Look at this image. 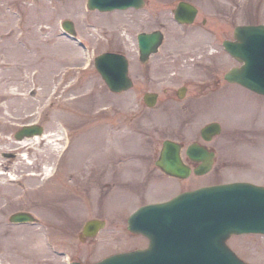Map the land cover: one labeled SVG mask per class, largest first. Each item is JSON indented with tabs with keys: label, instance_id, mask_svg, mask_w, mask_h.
<instances>
[{
	"label": "rangeland",
	"instance_id": "rangeland-1",
	"mask_svg": "<svg viewBox=\"0 0 264 264\" xmlns=\"http://www.w3.org/2000/svg\"><path fill=\"white\" fill-rule=\"evenodd\" d=\"M194 1L199 27L183 32L166 9V36L149 64L153 76L160 78L173 60L192 74L199 49V80L216 73L223 80L222 73L238 61L222 39L232 37L238 23L264 22V0ZM85 2L0 0V264H68L69 256L94 260L145 240L126 226L139 203L220 181L264 184V94L227 82L188 103L193 116L172 106L179 102L136 104L133 87L108 89L93 56L123 50L129 74H136L133 35L140 24H132V17L145 7L137 13L99 12L87 10ZM63 18L74 22L83 46L61 32ZM158 22L155 17L141 26ZM211 119L221 121L222 130L208 142L215 149L209 172L181 179L156 167L163 138L186 145L196 127ZM31 121L41 124L42 134L15 139L13 132ZM3 151L17 153L9 157ZM56 165L58 172L51 174ZM20 208L36 214L37 224L10 221ZM93 216L103 218L104 226L92 238L79 236ZM228 241L248 261L264 264L263 233L231 235Z\"/></svg>",
	"mask_w": 264,
	"mask_h": 264
},
{
	"label": "water",
	"instance_id": "water-1",
	"mask_svg": "<svg viewBox=\"0 0 264 264\" xmlns=\"http://www.w3.org/2000/svg\"><path fill=\"white\" fill-rule=\"evenodd\" d=\"M140 3L141 0H88L89 7L101 10ZM194 13V7L181 1L175 15L178 20L191 21ZM63 26L68 31L75 32L71 20L65 19ZM234 37L236 39L223 40V44L242 63L227 70L225 77L264 93V23L236 25ZM160 40L159 32L142 36L139 40L141 56L145 57L149 51L154 50ZM95 65L112 89L121 90L131 85V79L127 74V60L123 55L114 52L101 53L95 57ZM150 98L148 102L152 104L155 95ZM219 129L218 122L213 121L203 126L201 133L205 138H210ZM41 131L42 127L39 125H24L16 131L15 136L21 138ZM179 149L178 143L164 140L156 163L168 173L186 176L190 168L182 161ZM187 153L192 158L203 160L202 164L194 169L195 172H205L210 168L212 151L190 144ZM168 211L186 212L181 218L186 227H194L196 219H199V264H248L233 253L225 239L232 232H264V185L248 181L204 185L195 190L182 192L168 200L147 203L138 207L129 216L128 228L148 234L146 228L152 221L153 225L167 224ZM31 217L22 211L11 215V219L14 220ZM102 224L103 221L100 219H89L85 222L83 231L92 235ZM153 248L151 245L146 249L113 254L94 264H136L137 260L148 258V252ZM164 248L170 251L171 264L172 258H177V252L173 247ZM139 254L143 255L138 256ZM120 257L123 258L122 261L117 260Z\"/></svg>",
	"mask_w": 264,
	"mask_h": 264
},
{
	"label": "flooded vegetation",
	"instance_id": "flooded-vegetation-1",
	"mask_svg": "<svg viewBox=\"0 0 264 264\" xmlns=\"http://www.w3.org/2000/svg\"><path fill=\"white\" fill-rule=\"evenodd\" d=\"M177 4V2H172V4H166L167 6H171V8H173L175 5ZM144 7H145V11L144 13L138 14V15H134L132 17V24H140V28H138V30L135 31L134 35H133V44H135V48H133L135 50V58H137L138 60V71L136 74L132 75V79H133V88L135 89V102L136 104H143V98L142 95L145 92H150V91H154V90H158L161 92V95L157 96V100L160 99V101L164 104V103H171V102H179L180 110L185 112L188 111L187 113H185L187 116L191 113H193V111L191 109H189L187 107V104L192 102L195 99H199L200 96L203 95H207L209 93H212L216 90H218L225 82H222L219 78V76L217 77V73L216 74H212L209 75V77H207L205 80L204 79H200L199 80V49L197 50L198 53L197 55H195L196 57V61H194L195 63V71L192 74H187L183 71V67L180 66V62L177 60H173V66L172 68H168L166 69L162 76L160 78H158L157 75L153 76L152 71L150 69V61L152 60V55H150L147 59L146 62H142L139 59V56L137 54L138 52V45H137V37H138V31L140 30H148L150 28H145L143 26H141V24L144 25H148L149 22L152 21L153 17L155 15H153L155 12V9L153 7V5H151L149 0H145L144 3ZM136 13H137V9H133ZM133 11V12H134ZM198 13H199V7H198ZM159 19V22L157 24L158 28H160L163 32H165L166 28H165V23L164 19L165 18V13H161L158 14L156 13ZM162 18V19H161ZM169 19V18H168ZM204 21V19H203ZM190 25H195L199 27V18L197 20H195L192 24ZM189 26V25H187ZM131 36H132V32H131ZM164 64L168 63V58L163 59ZM167 68V67H164ZM209 78H211V80L213 81H209ZM178 88H183V97H178ZM201 105V103L199 102V106ZM200 134V132H199ZM199 142L200 143H205L209 148H212L211 145H209L207 143L206 140H204L203 138L201 139V136L199 138ZM190 164H194L195 162L193 161H188ZM34 201H37V188H36V195L34 198ZM37 203V202H36ZM37 207V204H36ZM23 210H26V208H21ZM37 216V215H36ZM143 238H145V240L143 241H139L134 243L131 247L129 248H125V249H132V248H136V247H144L148 244L147 238L141 234H137ZM125 249H121V250H125ZM119 251V250H116ZM115 252V251H112ZM111 253V252H108ZM85 262H90L92 260H87V259H83Z\"/></svg>",
	"mask_w": 264,
	"mask_h": 264
},
{
	"label": "bare ground",
	"instance_id": "bare-ground-1",
	"mask_svg": "<svg viewBox=\"0 0 264 264\" xmlns=\"http://www.w3.org/2000/svg\"><path fill=\"white\" fill-rule=\"evenodd\" d=\"M46 135H49V134H46ZM33 137H35V136H33ZM28 138H30V137H27V138L25 137L24 139L21 140V142H26Z\"/></svg>",
	"mask_w": 264,
	"mask_h": 264
}]
</instances>
